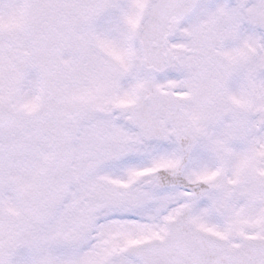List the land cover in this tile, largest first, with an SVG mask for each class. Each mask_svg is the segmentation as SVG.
Segmentation results:
<instances>
[{
    "label": "snow or ice",
    "instance_id": "obj_1",
    "mask_svg": "<svg viewBox=\"0 0 264 264\" xmlns=\"http://www.w3.org/2000/svg\"><path fill=\"white\" fill-rule=\"evenodd\" d=\"M0 264H264V0H0Z\"/></svg>",
    "mask_w": 264,
    "mask_h": 264
}]
</instances>
